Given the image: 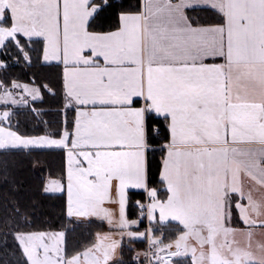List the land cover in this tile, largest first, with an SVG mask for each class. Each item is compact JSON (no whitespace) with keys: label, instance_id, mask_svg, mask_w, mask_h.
Here are the masks:
<instances>
[{"label":"snow or ice","instance_id":"snow-or-ice-1","mask_svg":"<svg viewBox=\"0 0 264 264\" xmlns=\"http://www.w3.org/2000/svg\"><path fill=\"white\" fill-rule=\"evenodd\" d=\"M36 45L62 65L63 121L22 133L7 105L47 85L0 80V151L64 150L66 175L42 190L66 193L71 223L111 230L71 247L63 228L26 230L9 201L17 264H126L125 236L147 241L136 264H264V0H0V53L30 65ZM129 189L148 196L135 219Z\"/></svg>","mask_w":264,"mask_h":264},{"label":"trees","instance_id":"trees-1","mask_svg":"<svg viewBox=\"0 0 264 264\" xmlns=\"http://www.w3.org/2000/svg\"><path fill=\"white\" fill-rule=\"evenodd\" d=\"M30 53L32 63L29 65L22 54L12 47L7 55L0 54L7 67L0 68V80L9 84L12 81L35 85H47L42 88V98L25 108H9L15 114L12 123L19 121V129L24 134L40 135L54 132L63 121L65 111L64 91L62 88V66L44 65L40 58V45ZM51 89L52 91H49ZM38 113V114H37ZM69 119L72 111L68 110ZM153 173L159 171L160 153L150 157ZM66 175V152L32 150L12 151L4 154L0 151V219L6 214L9 201H16L27 213L30 225L26 230H66V239L71 247H78L93 238L96 232L108 231L104 223H71L66 217V194H46L42 188L49 178ZM146 202L145 192H129L128 215L130 219L139 216L135 202ZM23 227V222H22ZM147 227L142 220L140 230ZM166 235H172L166 230ZM123 259L126 264H136L135 251H146L145 240L131 241L123 246ZM23 257L19 254L11 236L5 241L0 233V264H17Z\"/></svg>","mask_w":264,"mask_h":264},{"label":"crops","instance_id":"crops-1","mask_svg":"<svg viewBox=\"0 0 264 264\" xmlns=\"http://www.w3.org/2000/svg\"><path fill=\"white\" fill-rule=\"evenodd\" d=\"M199 15L203 18V20L205 21V22H208V23H212V22H215V20H216V17L209 11V12H200L199 13ZM42 63L44 64V65H59V64H57L56 62H51V63H45V62H43V60H42ZM60 66H62V65H60ZM1 68V67H0ZM30 99V98H29ZM40 100V98H38V99H36V100H30L29 101V103H28V105H24L25 107L26 106H29L30 104H32L33 102H36V101H39ZM22 107V106H21ZM9 108V107H8ZM0 110H4V109H1L0 108ZM11 110V109H10ZM12 111V110H11ZM35 150H46V151H64V150H62V149H56V148H44V149H35ZM15 151V150H14ZM25 151H27V150H25ZM65 152V151H64ZM66 162H67V158H66ZM244 180H245V183L247 184L248 183V180H247V178L245 177L244 178ZM130 191H136V192H144L143 190H140V189H129V192ZM46 194H50V195H60V194H62V193H46ZM66 194V193H65ZM146 194V193H145ZM148 203V196H147V194H146V202H145V204H147ZM109 207H115L114 205H109ZM145 222H146V225H148V220H147V218H144L143 219ZM97 222H100V223H104L106 226H107V228H108V231H110L111 229L109 228V226H108V224H107V222H101V221H99V220H96ZM258 239H260V238H262V237H260V236H258L257 237ZM132 241H136V240H132ZM128 242H130L129 241V239H128V237L127 236H125L124 237V241H123V245L124 244H126V243H128ZM122 245V246H123ZM186 260L187 259H190V258H185Z\"/></svg>","mask_w":264,"mask_h":264},{"label":"rangeland","instance_id":"rangeland-1","mask_svg":"<svg viewBox=\"0 0 264 264\" xmlns=\"http://www.w3.org/2000/svg\"><path fill=\"white\" fill-rule=\"evenodd\" d=\"M1 54V53H0ZM0 60H1V58H0ZM21 84H24V83H21ZM31 85V84H30ZM12 91H13V93L16 95V98L17 99H21L22 98V93H21V90L20 89H11ZM2 92H3V88L2 87H0V94H2ZM23 95H26V94H23ZM30 97H28V100L30 101L31 100V98L29 99ZM31 105V104H30ZM29 105V106H30ZM22 106V107H21ZM4 107H5V105H3L2 103H0V108L1 109H4ZM7 107H9V108H25V106L23 105V104H19V105H11V103H9L8 105H7ZM26 107H28V106H26ZM0 111H2V110H0ZM139 252H144V251H139ZM144 259V257L143 256H141V260H143Z\"/></svg>","mask_w":264,"mask_h":264},{"label":"built area","instance_id":"built-area-1","mask_svg":"<svg viewBox=\"0 0 264 264\" xmlns=\"http://www.w3.org/2000/svg\"><path fill=\"white\" fill-rule=\"evenodd\" d=\"M147 249H148V247H147ZM147 249H146V251H147Z\"/></svg>","mask_w":264,"mask_h":264}]
</instances>
